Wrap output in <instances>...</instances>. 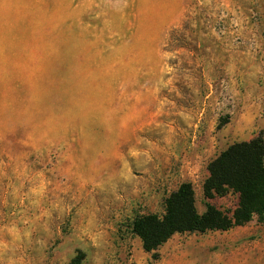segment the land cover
<instances>
[{
  "label": "rangeland",
  "instance_id": "374dc122",
  "mask_svg": "<svg viewBox=\"0 0 264 264\" xmlns=\"http://www.w3.org/2000/svg\"><path fill=\"white\" fill-rule=\"evenodd\" d=\"M259 134L264 0H0V264H146L132 220L184 181L203 212L209 161ZM155 252L264 264V224Z\"/></svg>",
  "mask_w": 264,
  "mask_h": 264
},
{
  "label": "trees",
  "instance_id": "16d2710c",
  "mask_svg": "<svg viewBox=\"0 0 264 264\" xmlns=\"http://www.w3.org/2000/svg\"><path fill=\"white\" fill-rule=\"evenodd\" d=\"M207 172L202 183L203 212L197 211L192 184L184 181L165 199L161 216L147 213L132 220V233L141 240L143 250L151 253V260L146 264L158 259L155 251L176 233L227 231L253 218L264 224V138L261 134L227 146L209 161ZM228 191L238 199L231 212L210 202L216 195L222 196ZM83 258V253L78 252L70 264H82Z\"/></svg>",
  "mask_w": 264,
  "mask_h": 264
}]
</instances>
